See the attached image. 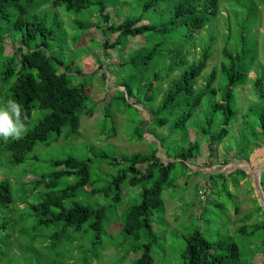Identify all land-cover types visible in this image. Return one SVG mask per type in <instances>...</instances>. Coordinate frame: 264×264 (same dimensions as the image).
<instances>
[{
  "label": "trees",
  "instance_id": "16d2710c",
  "mask_svg": "<svg viewBox=\"0 0 264 264\" xmlns=\"http://www.w3.org/2000/svg\"><path fill=\"white\" fill-rule=\"evenodd\" d=\"M116 1L119 0L113 2ZM128 1L127 4L135 2L140 12L123 17L121 21L113 19L107 11L112 1L71 0L70 7L90 11L91 6L98 5L97 10L90 13L98 17L94 26L100 28L103 34L100 46L104 53L125 43L116 53V64L123 66L124 71H134L139 77L133 79L132 74V78L119 85L124 87L127 97H133L137 89L138 100L148 105L147 123L168 126L165 136L158 139L161 148L166 135L174 134L178 128H183L185 132L187 121L194 117L195 132L204 135L208 155L214 156L218 145L232 129L231 124L237 115L233 103L235 90L251 81L264 104V78L249 76L257 63L258 50L256 32L252 30L258 9L264 8V0ZM223 2L229 3V15L223 20L227 32L218 66L222 84L216 86L218 69L213 68L207 74L204 72L213 57L216 36L212 33L214 30L218 32L214 21L222 16ZM47 3L48 0H0V55L5 52L9 57L2 71V80L7 88L5 92L0 90V102L16 100L29 118L36 108L48 110L22 139L8 142L0 139V171L4 163L23 165L25 171L14 174L18 179L16 184L18 190H24L29 185L28 190L17 198L10 177H1L0 173V264H118L128 259L130 252L121 253L116 261H112L116 252L110 255V247L103 241L106 224L111 219H118L113 216L117 209L113 208L110 212V207H115L122 200L124 184L141 186L139 202L130 205L120 220L125 238L131 236L135 240H143V243L131 246V251L141 253L128 264H154L151 251L157 243V232L153 226L164 213L162 192L175 181V176L170 177L171 171L178 164L186 166L185 162L196 157L199 143L195 139L187 147L180 146L173 153L168 149L161 151L169 158L167 162L156 155L157 148H152L149 152H135L127 158L107 153L92 156L94 158L68 154L53 159L50 171L42 168L40 172L29 171L34 170L29 168L30 161L36 158V147L53 144L60 138L62 141L77 140L81 115L93 112V108L87 109L89 86L72 84L64 60L50 52L54 49L56 22L49 25L47 18L35 13ZM157 8L162 14H167L162 24H138L144 13ZM60 25L59 22L58 28ZM78 25L85 31L93 27L86 20L79 21ZM236 29L238 41L231 45L230 38ZM201 30L204 32L199 34ZM114 32L117 33L116 38L109 41L110 34ZM138 35L144 38V42L134 47L129 56L126 55L125 38ZM7 37L18 38L19 45L7 48V43H4ZM164 81L167 84L160 87ZM258 120L260 130L253 135L263 136V139L253 144L261 145L264 143V108ZM138 136L142 137L141 132ZM249 143L234 156L248 155L251 152ZM94 146L90 144V147ZM94 159L129 164L114 174L106 186L93 188L90 163ZM238 172L245 173L236 168L229 174L238 177ZM224 176L220 173L217 179L223 180ZM236 176L234 186L238 184ZM263 179L264 171L262 184ZM224 181L222 184L227 188L229 185ZM232 195V191L228 190V196ZM97 196L107 197L110 203H100ZM205 202L199 217L206 211ZM20 210L23 211L20 213ZM233 211L239 214L240 206L236 204ZM230 219L227 216L226 222H243L237 230L245 232L247 224L243 219L239 220L238 216ZM118 226L117 230L120 223ZM252 226L264 229V222H255ZM40 238L42 243L39 245ZM80 241L86 245L85 251ZM185 241L182 264H241L238 263L241 251L234 240L210 241L196 229L185 237ZM48 251L54 255L48 256ZM254 261L250 264H264V257Z\"/></svg>",
  "mask_w": 264,
  "mask_h": 264
},
{
  "label": "rangeland",
  "instance_id": "374dc122",
  "mask_svg": "<svg viewBox=\"0 0 264 264\" xmlns=\"http://www.w3.org/2000/svg\"><path fill=\"white\" fill-rule=\"evenodd\" d=\"M107 1H112L107 11H109L113 19H118V21H121L123 17L133 16L140 12L135 2L127 4L130 1ZM70 2L71 0H48V3L36 9L35 13L40 17L47 18V24L49 25H54V22H56V25H54V28H56L54 29V49L50 50V52L64 60V65L68 66L69 78L72 84L89 86V97L86 101L87 109L93 108V112L90 115L88 112L81 115L80 136L77 140L66 139L62 141V138H60L53 144L36 147L34 151L36 158L30 161L32 164L29 168L34 170L29 171L40 172L41 168L50 171L53 159L68 154L86 158L87 155L96 157L100 153H107L127 158L135 152L145 153L152 148H157L156 155L162 161L167 162L169 158L162 154V152L167 151L166 149L173 153L178 147H187L191 142L197 140L199 150L197 149L198 151H195V154L200 159L199 165L204 168L201 169V166L194 168L193 163L197 162L194 158L185 162L186 166L178 164L170 173V177H176L175 181L169 183L162 192L164 213L157 218L153 226L157 232V243L153 245L151 251L155 259L154 264H182V253L185 250L186 243L185 237L191 235L196 229L202 231L204 236L210 241L234 240L241 251L238 263L250 264L254 260L258 261L263 258L264 229H255L252 224L264 222V209L257 195H254L253 182L250 181V186H252L250 187L251 193H247L248 188L246 186L248 181H246L247 184L245 186H241L243 184V182L239 184L241 178L244 180L246 177H244L243 173L238 172V177L235 176L240 186L236 185L234 197L233 195L228 196V190L233 191V180L236 179L229 172L235 170L236 167H242L249 172V176L252 178L250 174L255 165L264 158V143L261 145L253 144L255 141L260 142L263 139V136H254L253 132L260 130L258 116L263 112L264 104L263 99H260L255 93L252 82L247 81L246 84L235 90L233 103L237 109V115L231 124L232 129L218 145L214 156L208 155L204 135L200 132H195L194 117L187 121L185 132L183 128H178L174 134L166 135L162 149L158 139L165 136L167 133L166 129H169L168 126L158 127L153 123H147L149 117L147 112L148 105L144 101L138 100L137 89L134 90L133 97H127L124 87L119 85L123 81L128 80L129 77L132 78V74L134 75L133 79L139 77L134 71H124L123 66L120 67L116 64L118 63L116 53H119L118 50L125 43L123 42L122 46L120 44L119 47L113 50H108L109 57V54L104 53L100 46L103 41L101 29L94 26L98 17H95V13H90L93 10H97L98 5L94 4V6H91L90 11L86 9L73 10L70 7ZM222 5V16L214 21L218 32L214 30L212 33V35L216 36L212 48L214 50L213 57L211 56L208 67L204 72L207 74L213 68L218 69L216 86L219 83L222 84V75L218 66L222 59L220 55L224 44V34L227 32L226 25L224 26L225 21L223 22V20H226L225 16L229 15V3L223 2ZM114 14L118 17L115 18ZM166 18L167 14H162L160 9L157 8L155 11L144 13L142 21L138 24L147 22L162 24ZM85 20L93 24V27L91 26L86 31L78 25L79 21ZM59 22L61 23L60 28H58ZM252 31L256 32L255 40L258 44V50L257 63L254 69L250 71L249 76L251 78H256V76L264 78V8L258 9L257 20ZM203 32L204 30H201L199 34ZM209 35L207 33V37ZM116 36L117 33H111L109 41H113ZM125 41L127 42V47L124 52H128L126 55L129 56L134 47L140 46L144 42V38L138 35L125 38ZM237 41L238 29L231 35L230 44L235 45ZM4 43H7L8 48L18 46L20 41L18 38L7 37ZM6 51H9V49H6ZM8 58L5 52L0 55V90H3V92H5L7 85L2 80V71L5 69ZM166 84L167 82L164 81L160 87ZM137 100L138 103H135ZM47 112L48 110L34 109L27 124L28 130L33 128ZM139 132H141V138L138 136ZM248 143L251 152L248 155L244 154L235 157L234 154ZM90 144L95 146L90 147ZM201 160H204V162ZM128 164V162L110 163L109 160L94 159L90 163L91 185L93 188L106 186L111 177ZM24 167L23 165L11 166L4 163L3 169L0 171V173L2 172L1 177L6 175L10 177L16 197L29 188V185H27L24 190H20V188L18 190V185L16 184L18 179H16L14 174L25 171ZM213 169L223 174L226 173L223 180H225L224 183L229 185L227 188H224L223 180L217 179L220 173L213 171ZM209 171L214 174H208L210 173ZM202 178L211 185V191L207 193L206 202L201 201L197 194V184L199 185ZM140 195V185L129 186L124 184L122 200L116 203L115 207H110V212L113 208L117 209L113 216L118 218L116 220L111 219L109 224H106L103 236V241L110 247L108 250L110 255L116 252V254L113 253L112 255L116 258L111 260L116 261L118 259L117 255L120 256L121 253L127 254V252H130L129 258L118 262V264H128L141 253V251L135 253L130 248L133 245L137 246L143 243V240H135L131 236L125 238L121 230L120 221L127 208L139 202ZM254 198L257 202H254ZM97 199L102 204L110 203L105 196H97ZM204 202L206 211L199 217L198 213L201 211L200 209ZM236 204L240 206L239 214L233 211ZM21 206L23 205H19V207ZM22 211L20 210V213ZM227 216H230L232 220L237 216L239 220L243 219L247 224L245 232L237 230V227L243 222L239 221L235 224L232 221L226 222ZM116 222L120 223L119 230H117L119 223ZM41 243L42 238L38 239L37 244L40 245ZM80 244H82L83 251H85L86 245L84 242L80 241ZM47 255L53 256L54 254L48 251Z\"/></svg>",
  "mask_w": 264,
  "mask_h": 264
},
{
  "label": "clouds",
  "instance_id": "9594fccd",
  "mask_svg": "<svg viewBox=\"0 0 264 264\" xmlns=\"http://www.w3.org/2000/svg\"><path fill=\"white\" fill-rule=\"evenodd\" d=\"M29 115L22 109L19 102L7 99L0 102V139L18 141L28 131Z\"/></svg>",
  "mask_w": 264,
  "mask_h": 264
},
{
  "label": "water",
  "instance_id": "95a60500",
  "mask_svg": "<svg viewBox=\"0 0 264 264\" xmlns=\"http://www.w3.org/2000/svg\"><path fill=\"white\" fill-rule=\"evenodd\" d=\"M264 171V158L260 160L254 167L252 171L253 181H254V190L257 195V198L264 209V187L262 184V173Z\"/></svg>",
  "mask_w": 264,
  "mask_h": 264
},
{
  "label": "crops",
  "instance_id": "0c3cea01",
  "mask_svg": "<svg viewBox=\"0 0 264 264\" xmlns=\"http://www.w3.org/2000/svg\"><path fill=\"white\" fill-rule=\"evenodd\" d=\"M194 159H196L197 160V162H195V163H193V167L194 168H196V167H200L201 165H199V162H200V159H198V157H195ZM201 161H203L204 162V160H201ZM236 167V166H235ZM201 169L202 168H204L203 166H201L200 167ZM236 168H240V169H242L245 173H244V177H246L244 180L241 178V181L239 182V184L240 183H242L243 182V184L241 185V186H245L247 183V188H248V190H247V193H251V188L250 187H252V186H250V184H251V182H253V184H254V181H252V179H253V175H252V172H251V177L252 178H250V176H249V172L247 171V170H245L244 168H242V167H236ZM235 168V169H236ZM213 171H215V172H217V173H222V172H219V171H217L216 169H213ZM234 171V170H233ZM233 171H231V172H233ZM210 172V171H209ZM231 172H229V173H231ZM207 173V172H206ZM208 174H214V173H212V172H210V173H208ZM226 174V173H225ZM228 174V173H227ZM251 179V180H250ZM202 180H205L204 178H202L201 180H200V182H202ZM206 181V180H205ZM246 181H248L247 183H246ZM251 181V182H250ZM200 182H199V185H200ZM209 186H210V184L209 183H207ZM238 184V185H239ZM199 185L197 184V186H198V188H199ZM240 186V185H239ZM235 187H236V185L234 186V188H233V191H232V193H233V197L235 196ZM231 189V188H230ZM209 190H211V186H210V189ZM253 193V192H252ZM254 194V193H253ZM254 195H256V193L254 194Z\"/></svg>",
  "mask_w": 264,
  "mask_h": 264
},
{
  "label": "built area",
  "instance_id": "2783aa9c",
  "mask_svg": "<svg viewBox=\"0 0 264 264\" xmlns=\"http://www.w3.org/2000/svg\"><path fill=\"white\" fill-rule=\"evenodd\" d=\"M209 192V185L207 184V182L205 180H202V182H200L197 194L199 196V199L201 201H205L206 199V195Z\"/></svg>",
  "mask_w": 264,
  "mask_h": 264
}]
</instances>
